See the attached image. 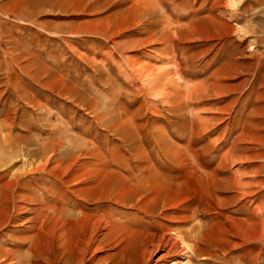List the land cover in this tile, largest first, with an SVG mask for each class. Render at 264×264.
<instances>
[{"label": "rangeland", "instance_id": "obj_1", "mask_svg": "<svg viewBox=\"0 0 264 264\" xmlns=\"http://www.w3.org/2000/svg\"><path fill=\"white\" fill-rule=\"evenodd\" d=\"M0 264H264V0H0Z\"/></svg>", "mask_w": 264, "mask_h": 264}, {"label": "bare ground", "instance_id": "obj_2", "mask_svg": "<svg viewBox=\"0 0 264 264\" xmlns=\"http://www.w3.org/2000/svg\"><path fill=\"white\" fill-rule=\"evenodd\" d=\"M62 228V227H61ZM63 229V228H62ZM56 230L57 231H59V229H57L56 228ZM55 229H54V231H56ZM60 238V237H59ZM150 240H151V244H154L155 242H157L156 244H165V245H168V246H171V247H175L176 245H177V243H173V244H171L169 241H166L165 239H163V238H158V239H156L155 237L153 238H150ZM148 241H149V238H148Z\"/></svg>", "mask_w": 264, "mask_h": 264}]
</instances>
